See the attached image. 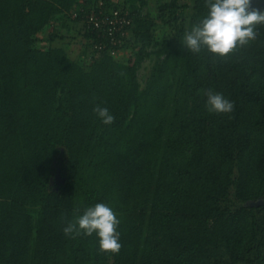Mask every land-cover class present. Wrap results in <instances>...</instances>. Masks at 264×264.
<instances>
[{
  "label": "trees",
  "instance_id": "16d2710c",
  "mask_svg": "<svg viewBox=\"0 0 264 264\" xmlns=\"http://www.w3.org/2000/svg\"><path fill=\"white\" fill-rule=\"evenodd\" d=\"M103 1L131 23L117 44L84 24L87 63L53 42L100 0H0V264H264V26L227 56L193 53L183 36L206 0ZM131 30L143 45L117 57ZM209 89L234 111L210 113ZM97 203L121 221L118 254L63 232Z\"/></svg>",
  "mask_w": 264,
  "mask_h": 264
},
{
  "label": "clouds",
  "instance_id": "9594fccd",
  "mask_svg": "<svg viewBox=\"0 0 264 264\" xmlns=\"http://www.w3.org/2000/svg\"><path fill=\"white\" fill-rule=\"evenodd\" d=\"M206 4V15L183 36L182 44L193 53L207 49L214 55L227 56L238 48L249 46L259 35L258 27L264 26V12L252 9V0H206ZM205 94V107L210 113L234 111V103L222 93L209 89ZM93 111L105 125L114 122V116L107 108L97 105ZM120 223L112 207L97 203L69 221L63 232L76 236L95 233L99 238L100 252L118 254L122 247L117 231Z\"/></svg>",
  "mask_w": 264,
  "mask_h": 264
},
{
  "label": "rangeland",
  "instance_id": "374dc122",
  "mask_svg": "<svg viewBox=\"0 0 264 264\" xmlns=\"http://www.w3.org/2000/svg\"><path fill=\"white\" fill-rule=\"evenodd\" d=\"M115 2L124 3L126 2L128 5H131L132 3L136 4L137 6L141 5V0H113ZM166 1L170 0H150V2H160L164 3ZM187 2H191V0H183ZM191 8H187L182 10L181 12L184 14H188ZM71 26H64L60 22L57 24L58 27H60L59 32L64 35V38H58L53 42L55 45H63L67 48V50L70 52L72 56H75L77 58H84L87 61V63H90L92 58V51L85 52V46L82 41L83 36L81 33V30H83V22H72L69 23ZM164 34V30L161 28H158L156 32V39L153 41L152 44L146 45L144 47V51L150 52V54H144L140 59V63L138 64V76L141 81V83L145 84L153 67L156 65V63L159 60V57L157 53L155 52L159 48V41L162 38V35ZM131 36V37H129ZM129 39L127 46L122 48L118 54L117 57H123L124 59H127L130 57V55L134 54V49L136 46L141 48L143 45V41L138 37H134V33L131 30L129 34ZM165 54H162L161 57H164ZM138 57V55H135L134 58ZM61 180V175L59 170L56 171L54 176L51 178V184H57Z\"/></svg>",
  "mask_w": 264,
  "mask_h": 264
},
{
  "label": "built area",
  "instance_id": "2783aa9c",
  "mask_svg": "<svg viewBox=\"0 0 264 264\" xmlns=\"http://www.w3.org/2000/svg\"><path fill=\"white\" fill-rule=\"evenodd\" d=\"M80 18L84 24H86L89 28L93 29H101L105 30L112 38L113 43H123L124 36L127 34L125 27L131 23V18L129 16V12H123L120 9H111L105 6L103 0H100L97 7L90 10L85 11V9H81V11H75L73 13L74 17ZM121 32L122 37H117L116 33ZM103 46L100 45V48ZM120 49H113L112 53L117 55Z\"/></svg>",
  "mask_w": 264,
  "mask_h": 264
},
{
  "label": "water",
  "instance_id": "95a60500",
  "mask_svg": "<svg viewBox=\"0 0 264 264\" xmlns=\"http://www.w3.org/2000/svg\"><path fill=\"white\" fill-rule=\"evenodd\" d=\"M252 9H263L264 10V0H252Z\"/></svg>",
  "mask_w": 264,
  "mask_h": 264
}]
</instances>
